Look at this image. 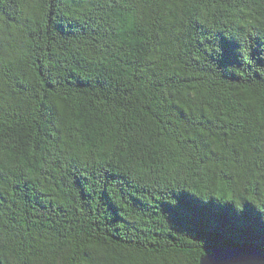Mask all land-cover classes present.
Wrapping results in <instances>:
<instances>
[{
    "label": "trees",
    "instance_id": "trees-1",
    "mask_svg": "<svg viewBox=\"0 0 264 264\" xmlns=\"http://www.w3.org/2000/svg\"><path fill=\"white\" fill-rule=\"evenodd\" d=\"M264 0H0V264L264 253Z\"/></svg>",
    "mask_w": 264,
    "mask_h": 264
},
{
    "label": "water",
    "instance_id": "water-1",
    "mask_svg": "<svg viewBox=\"0 0 264 264\" xmlns=\"http://www.w3.org/2000/svg\"><path fill=\"white\" fill-rule=\"evenodd\" d=\"M199 264H264V253L252 248L220 247L213 249Z\"/></svg>",
    "mask_w": 264,
    "mask_h": 264
},
{
    "label": "snow or ice",
    "instance_id": "snow-or-ice-1",
    "mask_svg": "<svg viewBox=\"0 0 264 264\" xmlns=\"http://www.w3.org/2000/svg\"><path fill=\"white\" fill-rule=\"evenodd\" d=\"M261 107H264V92L261 93Z\"/></svg>",
    "mask_w": 264,
    "mask_h": 264
}]
</instances>
